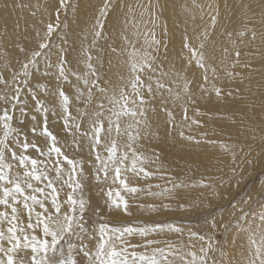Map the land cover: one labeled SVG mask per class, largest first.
Here are the masks:
<instances>
[{
    "label": "snow or ice",
    "instance_id": "snow-or-ice-1",
    "mask_svg": "<svg viewBox=\"0 0 264 264\" xmlns=\"http://www.w3.org/2000/svg\"><path fill=\"white\" fill-rule=\"evenodd\" d=\"M58 6L66 13L71 7V0H58ZM140 8V23H143L146 15L147 22L155 28L161 8L160 0L155 5L149 3L146 9L143 4ZM208 8L212 10L211 27L216 28L220 23L219 8L212 4ZM115 10L112 0H104L89 29L93 44L102 38L105 22ZM55 15L57 23L46 25L39 50L30 51L19 70L11 71L10 75H0V264H217L216 255H224L221 242L215 240V233L221 227L224 233L239 230V234L247 238L244 259L236 264H264V205L260 206L258 213L253 214V205L258 201L249 195L240 201L228 222L221 224L215 213L222 206L219 201L225 197L221 196L213 183L204 180L191 187L211 190V197H206L194 207L191 204L179 205L184 211L194 208L206 210L204 215L211 235L206 239L204 235L189 230L190 239L206 241V246L202 245L198 251L192 250L195 245L188 246L189 250L184 251L170 240L154 238L166 232L182 236L185 228L175 221L139 226L108 220V213L113 208L126 216L133 215L129 198L135 200L146 194L174 199L180 189L188 186L184 181L176 182L177 178L164 167L161 155L155 149L151 155H146L138 147L143 130L148 127L146 118L149 107L157 99V94H160L161 105L166 103L165 92L170 97L175 95V99H180L178 93L174 94L168 80L169 76H175L164 70L160 59L162 41L155 38L154 31L147 32L144 45L139 49L126 35L124 39L129 41L134 51L131 61H125L129 69L126 76L123 71L120 73L118 85L102 77L91 55L86 54V71L74 74L77 81L83 82V89L77 88L76 99L87 105L84 112L73 114L72 100L63 87H58L56 92L59 109L50 110L31 93L33 83H39L37 74L41 73V61L44 62V77L55 69L54 75L58 81H69L67 52L61 49L54 61L50 59L54 46L53 33L62 28L60 11L57 10ZM124 24L129 25L133 32H139L135 18L129 21L126 16ZM203 36H208L207 29ZM183 39L187 41L188 37ZM183 47L192 51L187 42L183 43ZM239 56L240 53L236 52V57ZM197 64L207 83L209 68L203 56L197 58ZM212 72L215 73L214 68ZM183 87L186 95L191 97L194 89L187 77L184 78ZM201 90L207 91L206 88ZM213 90L217 97L221 95V90L215 85ZM25 95L31 97L42 118L41 122L37 121L35 114L31 116L33 139H29L27 133L18 131L24 126V118L32 111L24 100ZM152 110L155 111V108ZM164 111L168 122L175 127L173 112L166 108ZM184 113L187 118L186 107ZM200 114L197 111V115ZM50 116L60 120L64 129L73 136L74 150H82L84 143H87V161L67 153L58 136L49 128ZM191 123L199 125L200 122L193 119ZM179 135L188 142H201L191 135L186 136L183 131ZM224 147L232 152L235 160L234 150ZM260 157H264V149ZM150 165H155V169ZM261 168L264 170V165ZM132 178L146 182L164 180L171 187L162 188L159 183L142 187L134 185ZM87 180H95L102 192L107 186L104 205L85 199L83 192ZM242 183L243 179L236 181L237 186ZM113 186H116L115 191ZM153 187L160 191H152ZM261 188L257 195L264 198V181H261ZM138 206L142 209L147 207L153 212L160 209L174 211L166 203Z\"/></svg>",
    "mask_w": 264,
    "mask_h": 264
},
{
    "label": "bare ground",
    "instance_id": "bare-ground-1",
    "mask_svg": "<svg viewBox=\"0 0 264 264\" xmlns=\"http://www.w3.org/2000/svg\"><path fill=\"white\" fill-rule=\"evenodd\" d=\"M103 2L104 0H71V7L65 13L59 9L58 0H0V75H10L11 71L19 70L20 64L26 62V55L32 50H39L46 25L57 23L55 12L59 10L62 28L53 33L54 46L50 59L54 61L61 49L67 52L69 81H58L54 75L55 69L50 71L48 77H44V62L41 61V73L37 74L39 83H33L31 94L39 97L50 110H58L59 98L56 92L58 87H63L72 100L71 109L75 115L77 112H84L87 107L76 99L77 88L79 86L82 90L83 82L77 81L74 75L86 71L85 55H91L102 77L111 79L114 85H118L120 73L123 71L127 75L129 65L125 61H131L134 51L124 37L129 36L135 48L139 49L144 45L147 32L154 31L155 38L162 41L160 59L164 70L175 76L168 77L170 86L174 94H179L180 99H175V95L170 97L165 92L163 95L166 103L161 105L160 94H157V99L149 107L146 118L148 127L143 130L138 147L146 155H151L155 149L161 155L164 167L172 176L175 174L176 182L184 181L188 186L180 189L174 199L155 198L146 194L135 200L130 199L133 203L132 212L136 213L137 209V212L141 209L148 210L147 214L126 216L113 208L108 217L119 221L146 218L162 222L171 216L190 220L191 217H184L187 215L180 213L204 214L206 210L194 208L192 211H184L179 205L191 204L194 207L206 197H211V190L191 187L200 180L213 183L221 196L225 197L219 201L224 209L220 212L218 221L225 215L227 217L231 206L226 204L232 205L235 193L243 188L246 194L250 193L258 201L252 209L253 214L258 213L260 206L264 205V198L259 197L253 189L255 184L264 181V175L257 177L254 182L253 178L259 172H251L254 173L253 176L244 175L253 166L264 174L261 168L264 157H260L261 149H264V0H160L161 8L155 28L147 22L146 15L143 23H140V5L143 4L146 9L149 3L155 5L157 0H112L116 10L106 20L102 38L93 44L89 29ZM209 4L219 8L220 23L216 28H212L210 24L212 10L208 8ZM126 16L129 21L133 18L137 20L138 33L124 24ZM205 29L208 31L206 38L203 36ZM241 32L244 33L243 36L240 35ZM185 36L188 37L187 41L183 39ZM184 42L191 45L192 51L183 47ZM201 44L204 46L201 47ZM21 49L25 51L21 52ZM236 52L240 53L238 58ZM200 56L204 57L209 68L207 83L197 64ZM213 68L215 73L212 72ZM185 77L194 89L191 97L186 95L183 87ZM213 85L221 90L219 97L215 95ZM202 88L207 91H202ZM24 100L32 111L24 118V126L19 130L33 139L30 132L33 126L31 116L35 114L37 121L41 122L42 118L31 102V97L25 95ZM153 107L155 111L152 110ZM164 108L173 112L175 127L168 122ZM197 111L201 114L197 115ZM193 119L198 120L199 125L192 124ZM49 127L59 139L71 137L69 139L73 141V136L64 129L60 120L50 116ZM141 128L143 129V125ZM180 131L201 142L196 144L182 139ZM224 146L234 150L235 160L232 152ZM78 152L87 161V143ZM150 167L155 169V165ZM240 179H243V183L237 186L236 181ZM249 179H252V183ZM155 181L157 179L146 182L132 178L134 185L144 184V187L149 183L155 185ZM161 181L162 188L171 187L166 181ZM84 190L87 200L104 205L107 186H104L102 192L95 180H87ZM115 190L116 186H113V191ZM153 190L160 191L155 187ZM150 203H166L174 211L160 209L153 212L147 207L142 209L138 206ZM134 206L138 207L134 209ZM218 213L219 211L215 215ZM179 236L172 243L179 245L184 251H188L190 245H195L192 249L194 251H198L202 245L206 246V242ZM222 239L220 242L224 255H216L217 264H221V261L223 264H229V261L236 264L238 260L244 259L247 238L240 235L239 230H231L229 233L222 231ZM215 240H218L216 235Z\"/></svg>",
    "mask_w": 264,
    "mask_h": 264
},
{
    "label": "rangeland",
    "instance_id": "rangeland-1",
    "mask_svg": "<svg viewBox=\"0 0 264 264\" xmlns=\"http://www.w3.org/2000/svg\"><path fill=\"white\" fill-rule=\"evenodd\" d=\"M50 128V127H49ZM50 130L55 134V132L50 128ZM18 131H20L19 129H18ZM21 132V131H20ZM21 134H23V133H21ZM71 139V137H66L65 139H60V143H61V145L66 149V151H67V153L69 154V155H74V156H76L77 157V159H82V156L80 155V153L78 152V151H76V150H74V148H73V141L72 140H70ZM68 142V143H67ZM263 149V148H262ZM261 149V150H262ZM253 163H255L254 161H253ZM253 165H255V164H252V166ZM251 171L249 170V171H247L245 174L246 175H244L245 177L246 176H248V175H252L253 176V174L254 173H251V172H259V174L255 177V178H253L254 180H253V182L257 179V177H259V176H261V175H264L263 173H261L262 171H260L258 168L257 169H255L254 168V166L253 167H251ZM255 169V170H254ZM251 173V174H250ZM174 176H175V174H174ZM244 177V178H245ZM243 178V179H244ZM251 178V177H250ZM250 180V181H249ZM248 181L250 182V183H252L251 181H252V179H249ZM163 182H164V180H163ZM157 183H159L160 185L162 184V181L161 180H157V181H155V182H153V184H157ZM247 184V183H246ZM136 185V184H135ZM138 185V184H137ZM140 186H142V187H144L145 185L144 184H139ZM138 185V186H139ZM260 185V186H259ZM258 188H259V190H258ZM261 182L260 183H257V184H255V188L253 189V190H255L254 192L255 193H258V192H261ZM154 191V190H153ZM237 193V194H236ZM235 193V197H233L234 199H233V201H231L232 202V205H229V203L228 204H226L227 206H231V210L230 211H228V213H227V217H226V215L225 216H223L224 217V219H223V217L221 218V219H219V221L221 222V224L222 223H227L228 222V220H229V218L231 217V214H232V212H233V210L239 205V203H240V201H242V200H244V199H246L249 195H251L250 193H248V194H246V192H245V190H244V188L243 189H240V190H238L237 192ZM246 194V195H245ZM83 195H84V197H85V190H84V192H83ZM241 196H243V198L241 197ZM245 196V197H244ZM127 198V197H126ZM129 198V197H128ZM242 198V199H241ZM86 199V198H85ZM129 199H131V198H129ZM132 200V199H131ZM239 200V201H238ZM130 203L131 204H133L131 201H130ZM138 206H136V208H137ZM134 209H136L135 208V206L133 207ZM132 208V209H133ZM224 209V207H220V210H219V213L218 214H216L215 216H216V219H218V216H219V214H220V212L222 211ZM138 210V209H137ZM137 210H136V213L135 212H132L133 213V215H136L137 213H142V214H144V213H146L147 214V212L149 213V211L147 210V211H143V210H139L138 212H137ZM170 211V210H169ZM230 212V213H229ZM180 214H186L187 216H184V217H191V219L189 220V219H187V220H185L184 218L181 220L179 217H174V216H171V217H167L164 221H162V222H160V221H158V220H151V219H149V220H147L146 218H139V219H129V220H121V221H119V220H117V219H114V218H112V217H108V220L109 221H112V222H114V223H120V224H127V223H136L137 225H139V226H143V224H154V223H165V222H169V221H175L177 224H179V225H182V226H184V228H185V231H184V233H183V235L180 237L179 235H177V234H174V233H170V232H166V233H160L159 235H157V236H155L154 238H158V239H162V240H170V241H175V239H177L178 240V236H179V238H188L189 237V234H188V232H189V230H191V231H193V232H198V233H200V234H202V235H204L205 237H206V239H207V237L209 236V235H211V233L207 230L208 228H207V225H206V217H205V215L203 214V213H190V212H182V213H180ZM238 214V213H237ZM204 215V216H203ZM132 220V221H131ZM221 220H223V221H221ZM207 230V231H206ZM222 231H223V228L221 227V229L219 230V231H217L216 233H215V235L217 236V239L219 240V241H222L223 239H222ZM185 234V235H184ZM187 236V237H186ZM137 239H139L138 237H137ZM196 240H198V239H196ZM198 242H200V240L198 241ZM203 242H206V241H203Z\"/></svg>",
    "mask_w": 264,
    "mask_h": 264
}]
</instances>
